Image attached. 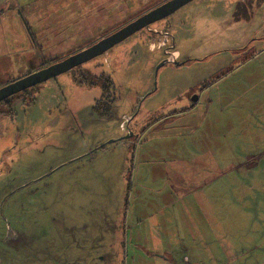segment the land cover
Instances as JSON below:
<instances>
[{"label":"rangeland","instance_id":"374dc122","mask_svg":"<svg viewBox=\"0 0 264 264\" xmlns=\"http://www.w3.org/2000/svg\"><path fill=\"white\" fill-rule=\"evenodd\" d=\"M166 1L0 0V87ZM149 27L0 113V264H264V0Z\"/></svg>","mask_w":264,"mask_h":264},{"label":"water","instance_id":"95a60500","mask_svg":"<svg viewBox=\"0 0 264 264\" xmlns=\"http://www.w3.org/2000/svg\"><path fill=\"white\" fill-rule=\"evenodd\" d=\"M192 1L194 0H168L139 16L135 20L129 22L110 35L100 39L91 46L84 48L74 54H71L53 64L36 70L3 87H0V103L4 102L10 97L23 93L24 91L43 84L53 78H56L57 76L78 68L81 65L105 54L117 44L123 42L138 31L145 28L149 29L150 25L167 18ZM163 48L165 47H159L154 49L153 51ZM168 51L169 50L165 48L164 53L168 55V57L160 64V66L164 65L165 63H175L179 65L177 61L178 55L176 58H174L173 53Z\"/></svg>","mask_w":264,"mask_h":264},{"label":"built area","instance_id":"2783aa9c","mask_svg":"<svg viewBox=\"0 0 264 264\" xmlns=\"http://www.w3.org/2000/svg\"><path fill=\"white\" fill-rule=\"evenodd\" d=\"M148 32L156 35V36H160V35H163L161 36V38H158L157 41H155V38L153 39V43L151 42L150 44V49L151 50H154L156 48H159V47H165V42L167 41L168 39V34L166 32H162V31H158L156 28H149L148 29ZM177 56L175 55L174 58H176ZM105 62L107 64V60L105 59Z\"/></svg>","mask_w":264,"mask_h":264},{"label":"trees","instance_id":"16d2710c","mask_svg":"<svg viewBox=\"0 0 264 264\" xmlns=\"http://www.w3.org/2000/svg\"><path fill=\"white\" fill-rule=\"evenodd\" d=\"M57 62V61H56ZM48 64H50V63H48ZM48 64H43L41 67L43 68L44 66H47ZM35 70H32V71H30L29 73H31V72H34ZM98 79H100V77H97V80ZM25 92V91H24ZM21 94V93H20ZM20 94H17V95H20ZM14 97H16V95L15 96H13V97H10L9 99H7V100H5L4 102H2V103H0V105H4L5 106V108H7V110H2V111H0V113H4V112H8V113H11V110H12V108H11V106H12V104H11V100L14 98ZM17 98V97H16ZM27 98V97H26Z\"/></svg>","mask_w":264,"mask_h":264},{"label":"crops","instance_id":"0c3cea01","mask_svg":"<svg viewBox=\"0 0 264 264\" xmlns=\"http://www.w3.org/2000/svg\"><path fill=\"white\" fill-rule=\"evenodd\" d=\"M177 55H178V53H177ZM97 79V78H96ZM99 80V79H98ZM100 82V81H99ZM199 104H200V101L198 100H195L193 103H192V105H190L188 108H186L185 110H183V111H181L182 113H185L186 111L187 112H191V111H193L197 106H199ZM204 152V151H203ZM207 155H206V153L204 154L203 153V158H205ZM210 159V158H209ZM183 178V177H182ZM209 179V182H210V180H211V177H209L208 178Z\"/></svg>","mask_w":264,"mask_h":264},{"label":"flooded vegetation","instance_id":"af4514ba","mask_svg":"<svg viewBox=\"0 0 264 264\" xmlns=\"http://www.w3.org/2000/svg\"><path fill=\"white\" fill-rule=\"evenodd\" d=\"M148 48H149L150 51H153V50L150 49V43L148 44ZM168 52H169V51H168ZM172 53H173L174 56H175V55L177 56V52H172ZM105 63H106V62H105ZM11 108H12V106H11Z\"/></svg>","mask_w":264,"mask_h":264}]
</instances>
